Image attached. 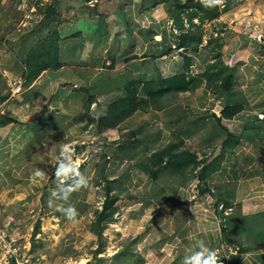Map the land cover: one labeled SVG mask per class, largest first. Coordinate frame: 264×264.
Masks as SVG:
<instances>
[{"label":"rangeland","instance_id":"374dc122","mask_svg":"<svg viewBox=\"0 0 264 264\" xmlns=\"http://www.w3.org/2000/svg\"><path fill=\"white\" fill-rule=\"evenodd\" d=\"M95 4L97 36L81 12ZM120 5L130 13L119 18ZM122 19L138 43L120 63L111 33ZM67 24L59 70L11 96L40 41ZM186 34L194 39L179 47ZM89 41L103 44L92 56ZM181 75L187 89L170 90ZM147 84L150 105L101 123ZM64 146L87 178L66 200L51 195ZM69 206L73 219L58 210ZM263 232L264 0H0V264H183L197 240L219 264H264Z\"/></svg>","mask_w":264,"mask_h":264},{"label":"trees","instance_id":"16d2710c","mask_svg":"<svg viewBox=\"0 0 264 264\" xmlns=\"http://www.w3.org/2000/svg\"><path fill=\"white\" fill-rule=\"evenodd\" d=\"M165 1V0H164ZM155 4V3H154ZM184 38V42L180 41V43H178L179 47H186L185 45L186 40H190V39H194L193 37L189 36V35H184V37H181V39ZM59 39L60 36L58 34L56 35H50L46 38H44L43 40L40 41L39 43V47H41V54L38 55L39 58H36L34 64H32V66L29 68L31 69L30 72L28 71V75H27V82L26 85L28 83H30L31 80L36 79L40 73L44 70V69H56L59 66H61V57H60V46H59ZM37 66V67H36ZM28 69V70H29ZM220 75V72H218ZM218 73H216L215 75H217ZM230 78L231 76H227L226 79L224 80L223 86L224 89L226 91L230 90ZM169 84H170V90H175V91H182V90H186L188 87V83L186 82V78L184 75L181 76H172L171 78H169ZM148 88H150V84H147L145 86V91H146V97H141L138 101H130L128 102L129 104L132 105V108H127V101L128 99L123 100L121 103H123L124 105L122 107H115V105H112L111 112L109 115H107L106 117H103L104 119H101V123L104 124L105 126H110V127H115L117 126L119 123H121L128 115H130L131 113H133L134 111H137L138 109H140L141 107L144 106H148L150 105V101H153L154 97H147V93L148 92ZM236 111V108H231L229 105H227L224 113L226 114L227 117H231L233 116L234 112ZM232 139V136H230ZM230 137L226 140V144L228 145H235V143L232 140H229ZM185 154V153H184ZM197 161V160H196ZM186 161H180L178 162L179 165L181 164V166H183L185 164ZM178 163H175L176 165ZM198 163V162H197ZM174 164V165H175ZM217 167L216 162H212L211 164H204L202 166V171H201V176L200 179L202 181H205L209 175L215 170V168ZM209 191V188L207 187L206 184H202L201 185V192H207ZM226 207H230L232 205L229 204V202L223 203ZM230 205V206H229ZM219 206V204H218ZM222 214L224 213L223 211H221ZM225 215H229L225 214ZM224 216V219H226V217ZM264 233V232H263ZM246 250H249V248H247Z\"/></svg>","mask_w":264,"mask_h":264},{"label":"clouds","instance_id":"9594fccd","mask_svg":"<svg viewBox=\"0 0 264 264\" xmlns=\"http://www.w3.org/2000/svg\"><path fill=\"white\" fill-rule=\"evenodd\" d=\"M204 7H212L219 3V0H202ZM159 39V37H157ZM67 146L62 147L61 152L63 158L57 160L54 168V176L57 180L58 191H53L52 196L60 199H67L68 193L72 190L73 186L79 187L87 184V178L84 177L79 171L77 165L72 161L70 155H68ZM35 176H43L40 170L34 172ZM71 180L72 184L65 185L63 182ZM51 205V201L49 202ZM229 208L224 205L221 211L224 214L229 213ZM63 211L68 219H73L76 216V210L69 206L67 208H58ZM196 246L198 250L193 251L190 255H186L183 258V264H219V258L215 249L208 247L203 240H197Z\"/></svg>","mask_w":264,"mask_h":264},{"label":"crops","instance_id":"0c3cea01","mask_svg":"<svg viewBox=\"0 0 264 264\" xmlns=\"http://www.w3.org/2000/svg\"><path fill=\"white\" fill-rule=\"evenodd\" d=\"M98 7H99V4H95L94 6H91V7L90 6H87V7L83 6V8L81 9L82 16L85 18L84 20L94 23V24H90V23L89 24H90V27L92 29L91 31H93L95 36L101 34L102 30L104 29V25H103L104 24L103 23L104 16L101 15V12H99ZM117 9H119V12H117ZM128 9L129 8L120 5L119 8L115 9V12H116V14H118V17L120 18L121 14H119V13L123 14V12H124V15H125L126 12L128 14L130 13V11H128ZM106 22H107V17H106ZM101 23H102V25H101ZM97 24L99 25L98 29H96L94 27V25L97 26ZM62 27H64V28L60 32L61 33V36H60L61 38H63L65 33H67V32L71 33V28H70V26L68 24L67 25H63ZM132 30L133 29L130 28V24L127 23V21H125L123 19L121 21H119V22H116L115 25L113 26L111 35H113V36H115L117 38V40H116V44L117 45H115V46H116V49L118 51L119 50L121 51V53L118 56L116 55V58L119 61L121 60L120 63L128 62L130 60V58H131V55L133 53H136L133 50V46L138 43V38L137 37H133V38L131 37ZM89 42H88V48L86 49L88 52L86 51L87 53L86 52L85 53L87 55H91L92 56V55H94L93 48L95 49V45L98 44L99 46H101L102 42H98V43H93L92 41L90 43ZM91 64H93V63L85 62L84 66L85 67H90ZM48 70L54 71L55 69L48 68ZM56 70H59V69H56ZM46 71L47 70L44 69L43 72L45 73Z\"/></svg>","mask_w":264,"mask_h":264},{"label":"built area","instance_id":"2783aa9c","mask_svg":"<svg viewBox=\"0 0 264 264\" xmlns=\"http://www.w3.org/2000/svg\"><path fill=\"white\" fill-rule=\"evenodd\" d=\"M23 80H18L15 82V84L11 87V96H19L24 93V86L26 85L27 79L25 77ZM224 207V204L221 205L220 209ZM231 210V208H229ZM229 210V211H230Z\"/></svg>","mask_w":264,"mask_h":264},{"label":"bare ground","instance_id":"6f19581e","mask_svg":"<svg viewBox=\"0 0 264 264\" xmlns=\"http://www.w3.org/2000/svg\"><path fill=\"white\" fill-rule=\"evenodd\" d=\"M83 263V262H82Z\"/></svg>","mask_w":264,"mask_h":264}]
</instances>
